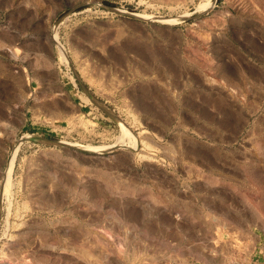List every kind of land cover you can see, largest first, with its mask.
Listing matches in <instances>:
<instances>
[{
    "label": "rangeland",
    "instance_id": "obj_1",
    "mask_svg": "<svg viewBox=\"0 0 264 264\" xmlns=\"http://www.w3.org/2000/svg\"><path fill=\"white\" fill-rule=\"evenodd\" d=\"M0 264H264V0H0Z\"/></svg>",
    "mask_w": 264,
    "mask_h": 264
},
{
    "label": "bare ground",
    "instance_id": "obj_2",
    "mask_svg": "<svg viewBox=\"0 0 264 264\" xmlns=\"http://www.w3.org/2000/svg\"><path fill=\"white\" fill-rule=\"evenodd\" d=\"M123 126V125H122ZM29 137L31 135L27 134ZM16 153V152H15ZM15 153L14 155L12 156V158L9 160L8 162V165H7V168H6V171H5V182H9L10 179H11V174L13 172V168H14V162H15Z\"/></svg>",
    "mask_w": 264,
    "mask_h": 264
}]
</instances>
